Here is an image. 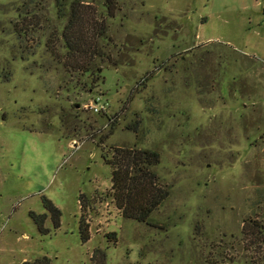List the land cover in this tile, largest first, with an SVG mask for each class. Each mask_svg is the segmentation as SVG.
<instances>
[{"label":"rangeland","instance_id":"obj_1","mask_svg":"<svg viewBox=\"0 0 264 264\" xmlns=\"http://www.w3.org/2000/svg\"><path fill=\"white\" fill-rule=\"evenodd\" d=\"M71 1L105 21L95 80L58 60L55 0H0V264H264V0ZM130 146L160 155L151 224L110 195Z\"/></svg>","mask_w":264,"mask_h":264},{"label":"trees","instance_id":"obj_2","mask_svg":"<svg viewBox=\"0 0 264 264\" xmlns=\"http://www.w3.org/2000/svg\"><path fill=\"white\" fill-rule=\"evenodd\" d=\"M80 4L78 1L67 3V0H55L57 18L65 20L60 34L56 36L59 46L65 51L57 56L66 72L80 73L95 80L103 71V68L96 64L95 57L100 54L99 39L105 36L106 25L103 18L99 20L94 17L93 11L88 14ZM104 6L107 15L111 16L117 8L116 0H104ZM159 158L158 151L136 146L116 148L111 157L105 156L106 163L111 167L110 195L123 217L151 224L152 212L169 194V190L160 184L156 172L152 169L159 163ZM83 196V194L79 196L81 214L78 230L81 241L86 242L90 238V233L82 213ZM42 197L46 212L30 211L29 214L38 229L46 233L49 231L45 226L46 218L49 216L53 226L58 228L61 212L50 199ZM113 235L114 232L108 234L109 237ZM19 264H50V258L42 255Z\"/></svg>","mask_w":264,"mask_h":264},{"label":"built area","instance_id":"obj_3","mask_svg":"<svg viewBox=\"0 0 264 264\" xmlns=\"http://www.w3.org/2000/svg\"><path fill=\"white\" fill-rule=\"evenodd\" d=\"M88 107L90 111L94 113H102L104 111H107L109 102L102 95H95L88 104Z\"/></svg>","mask_w":264,"mask_h":264}]
</instances>
